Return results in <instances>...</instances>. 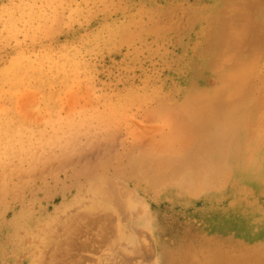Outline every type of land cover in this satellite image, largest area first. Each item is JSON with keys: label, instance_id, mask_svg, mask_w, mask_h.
Listing matches in <instances>:
<instances>
[{"label": "rangeland", "instance_id": "1", "mask_svg": "<svg viewBox=\"0 0 264 264\" xmlns=\"http://www.w3.org/2000/svg\"><path fill=\"white\" fill-rule=\"evenodd\" d=\"M263 44L264 0H0V264H264L251 129L218 189L143 177L188 152L202 91L228 126L232 73L255 70L261 128Z\"/></svg>", "mask_w": 264, "mask_h": 264}, {"label": "bare ground", "instance_id": "2", "mask_svg": "<svg viewBox=\"0 0 264 264\" xmlns=\"http://www.w3.org/2000/svg\"><path fill=\"white\" fill-rule=\"evenodd\" d=\"M242 37H241V39H242ZM261 38L263 39V37H261ZM260 43H261V41H260ZM263 47H264V44L262 46V49H264ZM260 48H261V45H260ZM258 50H259L258 52H260V54L262 55L263 52H261L260 49H258ZM256 55H258V54H256ZM226 61H228V60H226ZM224 62H223V64H224ZM251 67L252 68H249V69L247 68V71L250 69L253 70V66H251ZM234 70H237V69H234ZM239 70H240V68H239ZM245 71H243V75L245 74L244 77L247 76L248 77L247 80H249L250 79L249 75L254 74L255 70H253L252 73H250L251 71H248L247 75H246ZM237 73H238V70H237ZM232 74H233L232 77L230 76V78H228V80H229V82H227L228 84L226 86H224V93H225L224 95L226 96V98H222L221 95H219V93H217L218 94L217 96L221 97L224 100V101L222 100V102H220V103H222V104H219L220 106L224 105V104L225 105L228 104V105H234V107H235V110H234V107L232 108L234 110V112L232 111L231 113H229V114H231V116L229 117L228 122L226 121V123H228V126L223 127V128L219 127V126H218V128L214 127L216 130L214 132L215 135L213 133L214 137L211 138L209 136L208 131H209V128H211V123L208 120L211 116L209 117L208 115L211 113L210 112L211 109H209L210 106L208 107L207 106L208 104L206 102H207L208 98L210 99V96L209 97L205 96L203 94V91H202L201 93H202L203 97L200 96V98L204 101V103L201 102L200 106L201 105L204 106L203 108H201L203 110L192 112L194 110L191 109V111H190V114H191L190 120L192 121L194 131L196 132V138L192 142L190 149L188 150V152H186L185 156L181 160L178 159V161L180 160L179 162L177 161L176 163H171L170 165H167L166 167L164 166L165 167L164 169L160 168L158 166L152 172L144 170L146 172H144L143 177L145 178V180H148L150 182V183L148 182V184L153 185V187H155V186L159 187V185L165 186L166 183L164 184V182L168 181L167 182L168 184L166 186H168V185L170 186L171 181H169V180L177 178L176 180L175 179L174 180L175 181L180 180V183L178 185L177 184L176 185L179 186L180 188H183L184 190L188 189L192 195L195 194V196H193V197H196L197 193H198V195L202 194L203 190H209L211 188L213 189V188H217V187L222 186L221 184H224L225 181L227 180L226 179L227 175L225 176L224 174L228 173V171H229L228 169H227L228 171L225 169V163H224L225 158L228 155V145L230 143L228 141H229V138L231 137L232 133H234V131H235V130H233L234 129L233 126L236 124L241 125V127L245 130L251 129L254 133L252 134L253 136H252L251 141H249L250 137L248 138L249 139L248 141L250 144V149H247L244 151V153H242L241 162H244V163H241L240 165L237 166V168L235 170V175L236 174H240V175L244 174L246 172V169H249L252 166V161L254 159H256L257 157H259V158L264 157V151L262 150V147L264 146V130H261V129H264V125H263L264 122H263V124H261V128L257 127V126H259V123H261L260 120L257 119V117L258 116L261 117V114L263 115V111H261L263 109L260 110L259 102H257V100H255V98L253 97V95L255 94V89L252 86H250V87L248 86L249 88L248 87L246 88V86L245 87L243 86V84L246 85L245 84V81H247L246 77L244 79L243 75L241 73V76L238 74L237 76H235L238 78L235 79L233 76L236 73L235 74L232 73ZM238 82L239 83L244 82V83H242V85H240L241 83L239 84ZM247 85H249V83H247ZM225 90H226V92H225ZM217 96H215V97H217ZM262 96H264V94ZM215 97L211 96L212 99ZM192 99H195V98L191 97V99L187 101V103L190 102L191 108L194 104V101H197V100H192ZM201 99H199V100H201ZM212 99H211V101H212ZM217 101H220V98ZM259 101H260V99H259ZM223 102H224V104H223ZM219 105H217V106H219ZM211 106H213V105H211ZM261 106L262 105L260 104V107ZM263 106H264V103H263ZM218 111H220V109ZM225 111H226V108H225L224 112ZM213 112H215V111H213ZM216 112H217V110H216ZM226 112L228 113V111H226ZM212 117H213V115H212ZM260 117H258V118H260ZM262 119H263V117H262ZM219 120H220V118H219ZM222 121L223 120H221L220 123ZM224 124H225V122H224ZM262 125H263V127H262ZM212 131H214V129ZM213 135H211V136H213ZM168 161H170V159H168ZM253 168L255 170L258 169L257 171L261 173L260 178L264 179V177L262 176V175H264V163H253ZM171 172H174V173H171ZM174 174L176 176H174ZM179 175H180V177H179ZM172 184H173V180H172ZM114 194H116V193H114ZM117 195H116V197H117ZM110 198H109V200H111ZM118 198H119V195H118ZM113 200H115V199H113ZM117 201H119V200H117ZM259 233L260 232L257 231V232H254L253 234H255L254 236H257ZM253 239H257V238L254 237ZM57 259H55V260H57ZM52 261H53V259H52ZM52 263L54 264V262H52ZM55 264H56V262H55Z\"/></svg>", "mask_w": 264, "mask_h": 264}]
</instances>
